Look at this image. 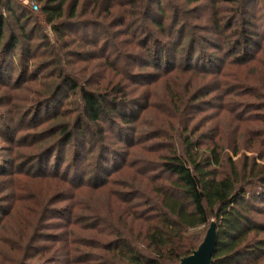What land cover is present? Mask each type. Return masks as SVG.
I'll return each mask as SVG.
<instances>
[{
	"label": "trees",
	"instance_id": "1",
	"mask_svg": "<svg viewBox=\"0 0 264 264\" xmlns=\"http://www.w3.org/2000/svg\"><path fill=\"white\" fill-rule=\"evenodd\" d=\"M254 20L264 0H0L1 82L38 83L23 119L0 126L29 150L22 170H0L5 260L179 264L215 221L212 264H264V36ZM40 25L53 36L38 37ZM220 95L230 98L212 108ZM215 118L232 133L207 127ZM22 178L49 190L19 198L29 234L12 241L1 229L17 206L1 202Z\"/></svg>",
	"mask_w": 264,
	"mask_h": 264
},
{
	"label": "rangeland",
	"instance_id": "2",
	"mask_svg": "<svg viewBox=\"0 0 264 264\" xmlns=\"http://www.w3.org/2000/svg\"><path fill=\"white\" fill-rule=\"evenodd\" d=\"M251 12H252V16L257 17V15L260 13L259 6H257L256 4H252ZM31 26H32V24L30 23L28 25V27L30 28ZM40 28L42 30L39 31L38 37H41L45 32L50 34L51 37L53 36V33L49 27L45 28L44 25H40ZM44 29L46 31L43 32ZM254 29L257 32L261 33L262 36H264V20H261V21L254 20ZM91 30H92L91 32L93 33L94 30L93 29H91ZM258 41L262 42L261 39H258ZM263 44H264V42H263ZM259 55H260V53H259ZM252 65L254 66L255 63H253ZM37 84H36V82H32L28 85V87L25 88V90L24 89H16V85L13 83V80L10 83L11 86H5L3 84V82H1V79H0V119L6 120L5 125H0L2 128L6 129L7 127H9L10 124L14 125L11 122H14L17 125V122L19 120L23 119L26 108H28L29 106H31L34 103V101H32V102H30V101L33 100L32 99L33 97H35L34 93L36 92V85ZM22 98H24L25 100L28 99L29 103H27V104L23 103ZM228 98H230V97H227L226 100H228ZM226 100H223L222 95H220L214 100L211 107L216 108V106H221L222 104L226 103ZM24 104H25V109H19V106H23ZM32 106L30 108H32ZM212 108H211V110H208V112L211 111V113H212L211 115H214L215 109H212ZM16 110L18 111L19 114H17L15 112ZM204 113H206V112H204ZM204 113H202V114H204ZM25 122H26V124H29L32 121L28 118ZM210 125L219 126L221 133H225L226 135L232 133L230 127L228 126L229 125V119H227V118H223V119L222 118H219V119L215 118V120L208 121L207 127H210ZM30 134H33V133H30ZM28 151L29 150L28 149L25 150V148L20 149V150L17 149L11 143L6 142L5 138L2 135H0V170L1 171H4V170L13 171V168L17 172L22 170L23 167H21V164L25 163L29 160L27 158V155H26L27 154L26 152H28ZM238 157H240V156H235L234 159H237ZM118 159H120V158H118ZM14 162H15V165H14V167H12L11 164H13ZM52 163H55V158L52 159ZM64 165H65V163L63 164V166ZM125 166L126 165L122 164L123 168ZM111 171L113 172V169ZM112 172L110 174H114V178H115L116 174L112 173ZM132 172L133 171L129 172L128 175ZM31 180H33V181H31ZM31 180L27 181L26 178H22L21 180L17 179L14 182H11V184H12L11 187L7 183L8 189L5 192H8L7 193L8 196L5 197V199L1 202V204H4V205L6 204V206H7L6 209H10V207L13 204H15L17 206L12 211L16 217H13V218L11 217V220L7 221L5 223V227H3L1 229V232L6 234V236H8L9 238H12V241L16 240L18 238V236L29 234V231H23V228L21 226H18V224L23 222L24 219H22V217L24 216L25 212L27 211L26 209L22 208L21 204H23V203L28 204L27 200H23L22 202H19V198H21V197L22 198H30L31 196H33V194H35L34 196H37V197L40 196V194L42 196H44V194L49 190L48 184L40 183V182H47L46 180L45 181H40V180H36V179H31ZM27 182H32V183L28 184ZM115 182H117V181H115ZM25 186L28 189L27 192H25L23 189ZM32 187L34 188L33 190H32ZM12 197L17 198L18 201H14L12 199ZM31 204L33 205L34 203L31 202ZM41 204H43V202ZM57 206H60V205H57ZM39 209L40 208H38V210L35 212L36 214L39 212ZM31 214L32 213H29V214H27V216H29ZM33 219H35V221H36L37 218H33ZM45 226H48L47 221H46ZM44 232H47V234H50L51 237L60 235V231L58 230V226H48L45 228ZM42 238H43V240H42L43 243H41V245H40V242H38L36 244V247H34V248L40 249V252L42 254H44L43 247L45 246V241H44V237H42ZM8 250H9V248H7V247L2 249V251H5V252ZM46 256H48L50 258V260L48 262L44 261L43 264H56L55 262H53L55 257L53 255H51V253L47 254ZM0 264H9L4 258V252L0 253Z\"/></svg>",
	"mask_w": 264,
	"mask_h": 264
},
{
	"label": "water",
	"instance_id": "3",
	"mask_svg": "<svg viewBox=\"0 0 264 264\" xmlns=\"http://www.w3.org/2000/svg\"><path fill=\"white\" fill-rule=\"evenodd\" d=\"M217 240V225L212 221L199 247L189 256L182 257L179 264H212Z\"/></svg>",
	"mask_w": 264,
	"mask_h": 264
},
{
	"label": "built area",
	"instance_id": "4",
	"mask_svg": "<svg viewBox=\"0 0 264 264\" xmlns=\"http://www.w3.org/2000/svg\"><path fill=\"white\" fill-rule=\"evenodd\" d=\"M33 7H34V8H37V6H35V5H34Z\"/></svg>",
	"mask_w": 264,
	"mask_h": 264
}]
</instances>
